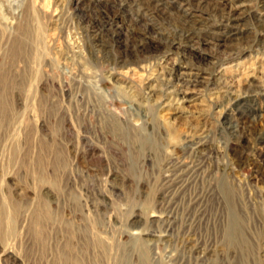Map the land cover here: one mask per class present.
I'll return each mask as SVG.
<instances>
[{
    "label": "rangeland",
    "instance_id": "obj_1",
    "mask_svg": "<svg viewBox=\"0 0 264 264\" xmlns=\"http://www.w3.org/2000/svg\"><path fill=\"white\" fill-rule=\"evenodd\" d=\"M141 1L145 21L125 44L108 52L96 40L90 54L81 22L94 2L0 0V264H264V110L220 120L225 98L207 101L210 86L184 117L146 90L148 75L184 61L220 87L217 59L251 45L252 84L235 89L264 92L263 0H232L237 39L216 45L199 27L188 57L155 35L181 17ZM225 1L202 4L198 23L216 22ZM102 7L115 26L134 18ZM132 68L134 87L113 76Z\"/></svg>",
    "mask_w": 264,
    "mask_h": 264
},
{
    "label": "bare ground",
    "instance_id": "obj_2",
    "mask_svg": "<svg viewBox=\"0 0 264 264\" xmlns=\"http://www.w3.org/2000/svg\"><path fill=\"white\" fill-rule=\"evenodd\" d=\"M152 1H154L156 5L163 11L169 14L175 13L177 16L181 17V25L176 30H174V32H171V34H166L159 28H155L156 38L161 43L163 42L168 44V50L173 49L181 56L188 57L187 52L193 53L194 51H196L197 46L195 45V43H198L196 39L199 37L196 30H199V27L204 26L205 31L212 30V33L216 34L219 37L217 38V42L213 43L216 45L230 46L231 44L227 42H231L232 40L237 39V35L242 32V27L238 23V11L240 6L232 5V0H226L223 6H219L220 14L218 20L214 23L209 22V24L198 23L201 16L199 10H201L202 4L207 2L209 3L212 0ZM93 2L96 4L94 17L85 22H81V28L83 32L82 34L84 38L87 39L86 47L90 54L96 53L95 46L97 45V43L94 42L96 40L100 41V43L105 46V49L108 52H113L115 46H121L125 44L128 32L130 33V31L134 29V26L136 25L134 24V22L145 21V11L140 6V4H142L141 0H133L131 3H129L128 0H78L77 8L79 10H86L88 9V6L86 4L92 3V5H94ZM262 2L263 6L258 10L256 14L264 25V0ZM110 4L118 5L117 9L120 10L127 8L128 13L133 14L134 18L129 17L128 23H126L125 25L119 23L115 26L113 23L115 18L109 21L108 19H104V16L102 15L104 14L102 6L105 7L106 5ZM87 16L90 17L91 14H88ZM25 33H30L29 24H26ZM144 38V35L140 37L139 44L144 43ZM206 42L210 43V39L206 38ZM250 46L251 45H246L244 47L240 46L239 49H232L229 52H226L221 57L222 59H217V61L219 60L218 62L225 64L224 67L221 68L220 71H218L224 76V79L220 83V87H217L218 84L214 80H211V77H209L207 74H202L195 71L190 67L188 62L184 61L182 63L179 62L174 66L169 67L162 75H148V85L146 89L147 93L149 95H154L156 94V92H159V95H157L159 104L158 106H160L161 108L172 107L174 111L179 113L180 115L184 117H192L194 111H192V108L190 109V107L204 106L203 100L200 99L201 93L204 88H208L211 86V88H208L211 93H209L207 101L212 102L219 96H223L225 98L219 105L220 109L218 110V115L220 117V120L230 121L231 118L244 114L248 115L249 117L260 115V113L264 110V92L255 90H251V92H241L235 89L242 87L240 85L241 82H245V87H249L252 84V82H250V70L252 68L250 66V63H247L245 60V55L250 51ZM168 50L163 51L164 53H166ZM113 56V61L115 60L114 63L125 65V63L123 62L124 59L122 60L119 55L114 54ZM136 71H134V69L132 68L126 71L114 70L112 71V73L113 76H115L116 80L123 82L128 87H132L138 78ZM151 74L153 75V73ZM226 78H228V80ZM157 79H159L158 85H156L157 83H153V81H156ZM234 131L235 130L233 129V132ZM255 151L259 155L264 157V136H260L256 140ZM234 226L235 223L234 221H232L230 229H228L226 234L228 241L235 243L239 236V230L235 229Z\"/></svg>",
    "mask_w": 264,
    "mask_h": 264
}]
</instances>
